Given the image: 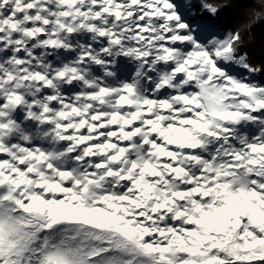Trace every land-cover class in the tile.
Masks as SVG:
<instances>
[{
	"label": "snow or ice",
	"instance_id": "snow-or-ice-1",
	"mask_svg": "<svg viewBox=\"0 0 264 264\" xmlns=\"http://www.w3.org/2000/svg\"><path fill=\"white\" fill-rule=\"evenodd\" d=\"M0 0V264H264V0Z\"/></svg>",
	"mask_w": 264,
	"mask_h": 264
},
{
	"label": "trees",
	"instance_id": "trees-1",
	"mask_svg": "<svg viewBox=\"0 0 264 264\" xmlns=\"http://www.w3.org/2000/svg\"><path fill=\"white\" fill-rule=\"evenodd\" d=\"M251 3L252 0H231L230 6L222 8L215 18L217 29L223 32L227 28L243 23L247 19L245 11ZM253 36L257 42L264 39V24L254 26Z\"/></svg>",
	"mask_w": 264,
	"mask_h": 264
}]
</instances>
